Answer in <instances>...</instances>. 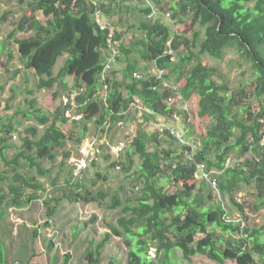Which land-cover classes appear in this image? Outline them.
<instances>
[{"label":"trees","instance_id":"1","mask_svg":"<svg viewBox=\"0 0 264 264\" xmlns=\"http://www.w3.org/2000/svg\"><path fill=\"white\" fill-rule=\"evenodd\" d=\"M119 1L123 4L134 0ZM113 2L115 0H32L9 33L8 38L13 39L18 33L32 32L27 37L13 40L22 67L33 70L37 76V90L55 88L52 98L69 97L81 88L83 91L76 97L79 120L65 115L71 107L69 102L47 113L36 106L34 98H25L26 109L17 110L16 114L32 117L42 126V131L39 132L36 126L30 127L20 149L10 158L6 153L12 148L8 135L16 127L12 117L0 115V161L5 166L0 171V181L6 182L8 188L7 192H3L0 186V223L6 218L7 207L27 204L28 201L23 199L26 189L45 190L41 182L23 173L21 168L26 166L35 170L41 177L49 175L51 171L41 166V160L50 158L52 161L57 157L56 151L65 147L66 136L60 124L70 121L74 126L81 127L75 138L79 145L87 130V121L93 120L99 127L107 122L114 125L125 118L131 104H137L150 111H142L145 121L157 116L168 121L173 112L179 113L181 126L191 128L185 138L198 145L193 152L194 159L185 160L184 150L189 149L188 145L181 144L168 131L159 138L157 127L154 131H147L141 122L125 149L127 169L133 165L134 155L140 159L143 181L133 198L121 199L117 193L108 195L103 189L92 190L84 182L85 169L72 176L73 179L67 178L70 189L65 191V197L72 203L100 202L109 196L110 202L105 207L118 209L115 223L108 226L109 232L86 253L87 263H101L102 248L114 235L123 239L127 248V264H168L174 250H179L184 259L204 256L220 264L226 260L238 264H264V224L258 229H249L239 222L228 220L224 207L214 200L211 185L195 177L198 163L205 164L207 171L219 172L220 197L228 195L239 212L243 211V207L235 201L231 189L242 181L254 182L259 196L255 207H264V106L249 111L243 104L246 98L244 88L231 91L225 80L217 83L212 79L217 69L202 64L197 54L191 51L194 47L199 55L207 54L220 59L226 49L235 50L253 69L254 93L263 95L264 0L174 2L171 11L178 8L179 16H189L192 24L197 23L203 29L202 32L194 31L190 40L181 33H173L169 25L159 18L150 19L148 15L152 7L148 6L144 11L146 16L130 26L139 35L132 36L129 43H120L125 30L114 31L113 39L119 41L120 49L116 61L124 66L116 69L111 65L102 80L110 56L108 30L99 29L93 20V12L98 7L103 16L110 14ZM152 2L157 4L159 0ZM37 12L42 14L43 22L37 18ZM180 46L187 48L188 52L179 54L173 60ZM63 54H67L64 63L54 74L56 61ZM11 58V52H8L5 61L0 55V67L7 66ZM191 60L194 64L187 68ZM140 61L153 62L158 69L164 70V74L161 78L142 74L145 68L141 67ZM19 71L17 69L15 73ZM136 72L141 74L140 78L134 75ZM70 76L71 84L66 80ZM172 85L177 86L176 91ZM100 89L105 94L103 97L97 95ZM177 95L185 101L192 95L198 97V117L212 121L204 134H193L187 110L168 105V97ZM163 142L169 144L161 147ZM234 150L241 155L251 154L242 164L226 165ZM63 154L65 158L69 156L68 152ZM94 163L92 161V165ZM72 171L73 166L70 174ZM102 178L106 179V176ZM56 181V178L53 179V185ZM89 182L95 184L93 180ZM166 185L176 186V189L169 191ZM53 213L51 208L48 215ZM4 245L0 238V264ZM152 248L155 252L153 257L149 253Z\"/></svg>","mask_w":264,"mask_h":264},{"label":"rangeland","instance_id":"2","mask_svg":"<svg viewBox=\"0 0 264 264\" xmlns=\"http://www.w3.org/2000/svg\"><path fill=\"white\" fill-rule=\"evenodd\" d=\"M31 1L0 0V55L2 60L5 61L8 52L12 54L7 66L0 67V115L12 117L16 127V130L8 135V141L12 145V148L6 152L8 158L20 149L23 138L29 135L28 129L30 127L36 126L39 132L42 131V126L38 125L32 117H26L21 113L16 114L17 110L26 109L25 98H34L36 106L47 113H52L55 108L68 101V97L64 95L52 98L51 94L55 88L37 90L36 83L38 79L34 71L25 70L22 67L17 46L13 39L27 37L32 32L18 33L13 39L8 38L16 22L27 9V4ZM176 1L178 0H159V3L156 4L152 0H134L120 4L119 0H115V3H112L111 13L104 14L103 18L111 27L113 34L115 30H125L120 43L126 44L131 41L132 36L139 35L130 26L143 19L146 16L144 12L146 7L151 6L153 12L148 16L150 19L159 18L163 23L169 25L173 33H181L183 37L190 40L194 31L202 32L203 29L197 23L192 24L189 16H179L178 8L176 11L170 10ZM36 16L41 22L44 21L40 12H37ZM187 50L184 46H180L172 59L176 60L179 54L187 53ZM191 51L197 54L202 64L217 69L212 76V79L217 83L225 80L231 91L244 88L246 98L243 104L247 106L249 111L264 106V94L257 96L253 91V85L255 84L253 69L250 63L243 59L238 52L233 49H226L223 56L216 59L207 54L199 55L194 47H191ZM66 56L67 54H63L58 58L53 68L54 74L63 65ZM193 64L194 60H191L187 68ZM141 65L145 68L142 74L154 75V73H157V69L152 62L141 63ZM123 66V63L112 62V68L120 69ZM17 69H20V71L15 73ZM66 80L71 84L72 76L67 77ZM102 89L97 94L99 97L105 95ZM27 91H31V93ZM176 107L187 110L188 123L193 127L194 135L204 134L207 128L210 127L212 123L210 119H203L197 115L198 97L196 95H192L186 101L182 98L176 99ZM67 111L70 119H80L76 106L67 109L65 115ZM142 111H145L144 107L131 104L123 120L114 125L107 122L108 127L105 126L100 130V127L96 126L93 120L87 121V130L79 145H77L75 138L79 135L81 127L74 126L70 121L60 124L61 130L66 136L67 143L65 147L56 151L57 157L52 161L50 158L41 160V166L51 171L49 175L41 177L36 174L35 170L28 169L26 166L21 168L23 173L34 176L37 181L41 182L45 190L35 191L28 188L23 193V199L28 201L27 204L9 206L5 209L6 218L0 223V238L5 244L2 247V264H13L15 262H25L27 264H88L85 258L86 253L109 232L108 226L115 223L118 209H107L105 207L110 202L109 196L100 202L72 203L65 197V191L70 189L66 179H73L72 176L79 174L80 171L77 174L72 171L70 174L72 166L77 164L85 168L84 182L92 190L103 189L108 195L117 193L121 199L133 198V195L142 186L143 181L139 169L140 159L137 155H134L133 165L127 169L128 161L125 158V149L129 146L131 137L135 134V129L141 122H143L142 125L147 131H154L156 127L158 128L156 125L160 122V116L149 119V121L143 120ZM145 112L147 113V111ZM171 119L169 116L168 121H171ZM168 121L162 119L160 123L166 124ZM169 126L175 127L187 135L191 129L188 126L182 127L177 121H171ZM97 137L101 138L100 141ZM93 138L94 140L90 143L89 140ZM101 141H104L107 149L103 147L97 154L96 147ZM168 144L169 142H163L161 147ZM65 152L69 153L66 158L63 154ZM250 154L248 152L241 155L238 150H234L228 157L227 165L242 164L243 160L249 157ZM91 160L95 162L93 165ZM115 162L119 164L113 166L112 164ZM4 169L5 166L0 161V171ZM77 169H79L78 166ZM214 175L220 179L219 174ZM102 176H106V179H103ZM55 178L57 181L53 185L52 181ZM91 180L95 181V184L92 185L89 182ZM197 180L200 181L199 178ZM0 186L3 192L8 191L6 182L0 181ZM166 188L173 191L176 186L166 185ZM217 192L213 189L214 200L220 202L224 207L228 220L239 222L241 226L249 229H258L264 224V207L259 209L255 207L259 203V196L254 182L244 183L242 181L231 189L235 201L243 207L242 212H239L229 201L228 195L220 197ZM51 208L54 213L48 215ZM262 238H264V231ZM102 251L100 264H127V248L121 237L111 235ZM149 253L152 257L155 255L153 248ZM168 264L220 263H215L204 256H192L189 259H184L179 250H174ZM221 264L238 263L226 260Z\"/></svg>","mask_w":264,"mask_h":264},{"label":"built area","instance_id":"3","mask_svg":"<svg viewBox=\"0 0 264 264\" xmlns=\"http://www.w3.org/2000/svg\"><path fill=\"white\" fill-rule=\"evenodd\" d=\"M95 3V2H94ZM153 12V10L151 11V13ZM151 13L149 15H151ZM93 20L96 22L97 26L99 27L100 30H108V38H107V41H108V51L110 53V56L107 60V63L104 67V71L102 73V80L104 79V72L109 70L111 68V65H112V62L116 61V56L118 54V50H119V41L117 40H114L113 39V31L111 29V27L108 25V23L104 20L103 18V13L102 11L97 7L95 8L94 12H93ZM171 51L169 50V53ZM157 69V73H154V76L156 78H161L162 75L164 74V70L163 69H158L157 67H155ZM135 76L137 77H141V74L139 73H134ZM162 83L164 85H168L167 82L165 81H162ZM104 89L106 88V85L103 86ZM172 89H174L175 91L177 90V86L176 85H172ZM83 91V89L81 88L79 91H74L70 94V96L67 98L68 101L71 105V107L73 106H76V97H78L80 95V92ZM181 96L180 95H177L175 97H168L167 99V103L170 107H175V100L176 99H180ZM180 110H185V109H180ZM145 111H147L148 113L150 112L148 109H145ZM68 113V115H67ZM66 115L69 116V112L67 111ZM172 119L171 121H177L179 123H182V117L179 113H177L176 111L173 112L170 116ZM181 117V118H180ZM160 122L162 121V118L160 117L159 118ZM158 122V124L156 126H158L159 128V135L158 137L160 138L162 136V134L165 132V131H168V133L172 136H174L176 139H178L180 141L181 144H186L188 145L189 149L187 150H184V158L185 160L187 161H192L194 159L193 157V152L196 150L197 148V143H193V142H190V140H187L185 138V132L183 134V132H181L179 129L175 128V127H172V126H169V124H163V123H160ZM171 123V122H170ZM183 124V123H182ZM106 128L108 127L107 126V123H104V126ZM103 127H100V129H102ZM134 136V135H133ZM99 138V137H97ZM132 138V137H131ZM101 138H99L98 141H100ZM264 140V137L262 138ZM92 140L93 139H90L89 142L92 143ZM103 147L106 148V144L104 143V141H101V143L96 147V150H97V154L100 152V149H102ZM107 149V148H106ZM121 149V148H120ZM94 159L96 160V158L94 157ZM93 160V159H92ZM91 160V162H92ZM227 165V163H226ZM77 166L79 167V169H77ZM82 166H79V165H73V172L75 174H77L79 171L82 170ZM85 169V168H83ZM219 172L215 171V170H210V171H207L206 170V167H205V164L203 163H198L197 165V171L195 172V177L196 178H199L200 180H205L207 181L212 189H214L218 195H219V190H218V177L215 176L214 174H218ZM246 236V235H244ZM154 250V249H153Z\"/></svg>","mask_w":264,"mask_h":264},{"label":"crops","instance_id":"4","mask_svg":"<svg viewBox=\"0 0 264 264\" xmlns=\"http://www.w3.org/2000/svg\"><path fill=\"white\" fill-rule=\"evenodd\" d=\"M149 16V15H148ZM141 63H143V64H145V63H147V62H142V61H140V65H141ZM153 63V62H152ZM153 65H154V63H153ZM141 66H143V65H141ZM155 66V65H154ZM156 67V66H155ZM122 68V67H121ZM154 70V69H153ZM154 72V71H153Z\"/></svg>","mask_w":264,"mask_h":264}]
</instances>
